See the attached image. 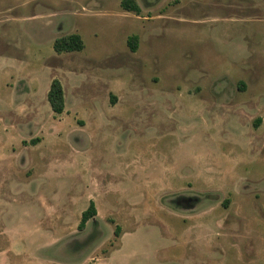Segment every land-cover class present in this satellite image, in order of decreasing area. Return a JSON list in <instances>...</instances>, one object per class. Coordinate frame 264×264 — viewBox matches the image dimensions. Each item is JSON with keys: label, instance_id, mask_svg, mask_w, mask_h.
<instances>
[{"label": "rangeland", "instance_id": "374dc122", "mask_svg": "<svg viewBox=\"0 0 264 264\" xmlns=\"http://www.w3.org/2000/svg\"><path fill=\"white\" fill-rule=\"evenodd\" d=\"M121 1L0 0V264H264V0Z\"/></svg>", "mask_w": 264, "mask_h": 264}, {"label": "trees", "instance_id": "16d2710c", "mask_svg": "<svg viewBox=\"0 0 264 264\" xmlns=\"http://www.w3.org/2000/svg\"><path fill=\"white\" fill-rule=\"evenodd\" d=\"M121 7L126 11L140 13V6L137 0H122ZM138 35H132L128 38V46L131 51L135 52L138 47ZM85 47L83 37L79 33H70L62 35L54 40L53 48L56 53L81 51ZM47 100L52 111L56 114H62L65 111V91L61 81L58 78H53L50 83V88L47 93ZM262 122V118L256 119V125ZM34 143H37L35 140ZM97 215V208L94 200H91L89 206L82 212L81 220L78 225L79 230H83L87 222ZM120 227H116L115 234L118 235ZM91 264V263H89Z\"/></svg>", "mask_w": 264, "mask_h": 264}, {"label": "crops", "instance_id": "0c3cea01", "mask_svg": "<svg viewBox=\"0 0 264 264\" xmlns=\"http://www.w3.org/2000/svg\"><path fill=\"white\" fill-rule=\"evenodd\" d=\"M1 57L3 58V59H6V60H9V61H11L12 63H13V58L12 57H10V56H2L1 55ZM52 81V80H51ZM51 83V82H50ZM49 88H50V85L47 87V90L49 91ZM48 93V92H47ZM65 104H66V101H65ZM65 110H66V106H65ZM93 264V263H92Z\"/></svg>", "mask_w": 264, "mask_h": 264}]
</instances>
